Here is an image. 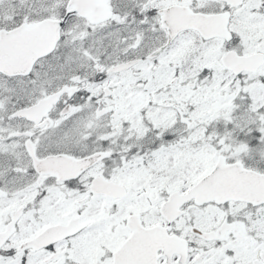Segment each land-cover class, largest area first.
Masks as SVG:
<instances>
[{"label": "snow or ice", "instance_id": "6c2138e0", "mask_svg": "<svg viewBox=\"0 0 264 264\" xmlns=\"http://www.w3.org/2000/svg\"><path fill=\"white\" fill-rule=\"evenodd\" d=\"M0 264H264V0H0Z\"/></svg>", "mask_w": 264, "mask_h": 264}]
</instances>
